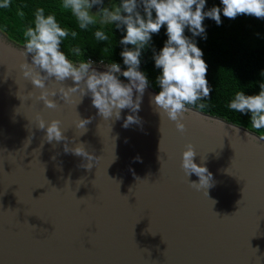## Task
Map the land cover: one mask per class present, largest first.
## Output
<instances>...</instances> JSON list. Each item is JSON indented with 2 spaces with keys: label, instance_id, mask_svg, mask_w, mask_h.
Masks as SVG:
<instances>
[{
  "label": "water",
  "instance_id": "95a60500",
  "mask_svg": "<svg viewBox=\"0 0 264 264\" xmlns=\"http://www.w3.org/2000/svg\"><path fill=\"white\" fill-rule=\"evenodd\" d=\"M23 50L0 30V264H264L263 136L189 106L181 133L149 86L138 113L105 120L90 94L62 99L72 79L49 81V109ZM128 115L140 122L124 127ZM41 120L61 121L64 139L49 142ZM189 144L208 188L182 168Z\"/></svg>",
  "mask_w": 264,
  "mask_h": 264
},
{
  "label": "clouds",
  "instance_id": "9594fccd",
  "mask_svg": "<svg viewBox=\"0 0 264 264\" xmlns=\"http://www.w3.org/2000/svg\"><path fill=\"white\" fill-rule=\"evenodd\" d=\"M206 3L207 0H121L119 5L113 3L110 8L101 7L93 14L91 9L103 5V0H60L61 11L70 13L81 31L95 29L93 35L97 41L108 42L110 39L104 26L114 25L115 29L126 31L119 43L124 46L121 56L127 70L121 71L119 64L111 62L105 65L107 70L104 72L96 71L92 61L82 58L79 47H72L70 52L81 59L78 62L69 59L61 50V45L69 36L76 38L77 31L62 27L55 13L46 15L44 7H37L33 24L23 31L22 55L26 58L32 54V63L21 65L24 76L30 78L35 88L43 90L38 99L49 109L57 108L58 104L50 98L55 97L57 91H47L48 82L62 85L70 78L75 87L61 86L58 90L65 101L70 92H81V98L90 94L93 106L105 120L113 116L120 119L124 109L138 113L149 86L147 76L140 70L142 52L150 46L153 35L159 34L166 26L168 39L159 53L153 56L155 67L162 70L157 77L161 90L151 98V103L160 117L166 114L169 120L175 122L177 130L183 133L186 125L182 118L188 106L204 108L203 101L212 93L206 79L208 65L203 59L204 53L193 39L185 35V30H189L193 37L203 36L206 31L205 19H212L220 25L221 12L224 17L233 20L240 15L264 19V0H221L222 9L212 7L208 11H205ZM10 5L11 0H0V9ZM141 8L143 14L139 10ZM19 14L24 15L23 12ZM129 45L132 47L129 48ZM120 76L129 83H123ZM81 85H84L83 89ZM260 89L258 95H245L243 91H237L228 104V108L237 113H250L251 126L257 131L264 130V83L260 84ZM134 93H138L135 99ZM139 122L138 115H128L124 127ZM88 123L90 120L79 119L77 127L85 129ZM39 127L47 129L49 142L64 139L59 120H53L50 124L41 120ZM248 138L255 139L250 135ZM73 151L76 155L88 156L83 145ZM196 155L195 148L187 145V150L183 152L182 168L187 175L194 173L199 177V183H191L193 187L208 188L211 186V174L206 167L194 162Z\"/></svg>",
  "mask_w": 264,
  "mask_h": 264
},
{
  "label": "trees",
  "instance_id": "16d2710c",
  "mask_svg": "<svg viewBox=\"0 0 264 264\" xmlns=\"http://www.w3.org/2000/svg\"><path fill=\"white\" fill-rule=\"evenodd\" d=\"M118 1L120 4L121 0ZM59 3L60 0H11L10 7L0 9V30L23 45L24 29L33 24L36 8L44 7L46 15L55 13L62 27L78 33L76 38L69 36L61 45V50L69 59L74 62L81 59L70 52L72 47H79L83 53L82 58L86 61L104 65L114 62L119 64L122 70H127L121 56L124 46L119 43L126 35V31L117 30L114 25L104 26L110 39L108 42L97 41L93 35L95 29L81 31L74 17L61 11ZM212 7L222 9L221 0H207L205 11ZM139 10L143 14L142 8ZM20 12L24 15L20 16ZM221 21L222 23L217 25L214 20L206 18L204 21L206 31L203 36L193 37L189 30H185V35L193 39L204 53L203 59L208 65L206 79L212 88L210 97L203 101L205 107L200 108L197 105L194 108L246 127L264 137V130L257 131L252 128L250 113L247 115L237 113L228 108L237 91L241 90L245 95H258L261 91L260 84L264 83V19L240 15L233 20L224 17L221 12ZM167 39L164 26L159 34L153 35L150 46L141 56L140 70L147 76L149 87L157 92L161 90L157 84V77L161 75L162 70L155 67L153 56L154 53H159ZM119 78L124 79L123 76Z\"/></svg>",
  "mask_w": 264,
  "mask_h": 264
},
{
  "label": "rangeland",
  "instance_id": "374dc122",
  "mask_svg": "<svg viewBox=\"0 0 264 264\" xmlns=\"http://www.w3.org/2000/svg\"><path fill=\"white\" fill-rule=\"evenodd\" d=\"M115 3L117 5H119V1L118 0H103V5L101 6H94L91 11L93 14L97 13L101 7H111V5Z\"/></svg>",
  "mask_w": 264,
  "mask_h": 264
},
{
  "label": "built area",
  "instance_id": "2783aa9c",
  "mask_svg": "<svg viewBox=\"0 0 264 264\" xmlns=\"http://www.w3.org/2000/svg\"><path fill=\"white\" fill-rule=\"evenodd\" d=\"M93 65H96V66H101V67H104V68H106L104 64H100V63H99V64H95V63H93ZM121 71H124V70H122V69H121Z\"/></svg>",
  "mask_w": 264,
  "mask_h": 264
}]
</instances>
